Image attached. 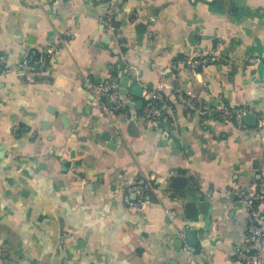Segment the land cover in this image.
Returning <instances> with one entry per match:
<instances>
[{
    "label": "crops",
    "instance_id": "0c3cea01",
    "mask_svg": "<svg viewBox=\"0 0 264 264\" xmlns=\"http://www.w3.org/2000/svg\"><path fill=\"white\" fill-rule=\"evenodd\" d=\"M107 1L0 0L9 65L54 48L43 72H0V264H242L235 193L264 179V0H116L114 34L97 21ZM218 44L220 63L181 66ZM86 79L126 81L119 94L143 105L105 113ZM153 89L173 111L158 123L141 115ZM181 95L213 115L188 114ZM222 106H249L256 124L219 122ZM76 178L80 193L67 188ZM132 182L153 188L138 209L123 202Z\"/></svg>",
    "mask_w": 264,
    "mask_h": 264
},
{
    "label": "built area",
    "instance_id": "2783aa9c",
    "mask_svg": "<svg viewBox=\"0 0 264 264\" xmlns=\"http://www.w3.org/2000/svg\"><path fill=\"white\" fill-rule=\"evenodd\" d=\"M116 8V0H108L105 3V10L97 17V21L103 31L107 34H114L116 27L113 22V13ZM72 38L73 33H67ZM220 44L216 46L212 54L199 55L195 57L183 58L180 61L182 67L191 73H198L209 65L218 64L222 58L218 52ZM54 54V48L48 47L35 57L23 58L15 65H9L7 57L0 54V72H21L23 74L43 72L47 70L50 57ZM248 64L255 65L261 62L259 57L253 56L248 60ZM88 88L93 92L97 104L96 106L105 113L117 112L125 109L128 99L119 94L120 83L116 79L99 81L97 83L86 79ZM178 100L188 114H197L207 118L212 114V110L202 108L196 98L190 95H181ZM252 112L249 106H222L214 112L219 122L234 123L243 126V117ZM172 108L165 102L160 94V89L148 91L141 115L144 121L158 123L166 120L172 115ZM18 130L14 128V131ZM85 187V180L76 178L67 181V188L72 193H80ZM153 190L150 183H125L123 202L129 209H138L149 203V193ZM235 201L241 204L246 211V231L244 238L248 241L247 249H240L236 253L237 259L242 264H264V179L260 178L253 190H239L235 193ZM171 218L176 217L173 211H166ZM186 229L181 228L179 236L185 240ZM68 234L62 235V242L59 248H63V241ZM184 251L192 254L194 249L185 245Z\"/></svg>",
    "mask_w": 264,
    "mask_h": 264
},
{
    "label": "water",
    "instance_id": "95a60500",
    "mask_svg": "<svg viewBox=\"0 0 264 264\" xmlns=\"http://www.w3.org/2000/svg\"><path fill=\"white\" fill-rule=\"evenodd\" d=\"M59 83L61 85H63L62 81H59ZM120 90H121L120 94L123 95V96H126V91H127V82L126 81H124L121 84V89ZM132 90H133L132 94L134 96H137V97L141 96L142 87H140L139 85H135L132 88ZM138 105L140 107H142V105H143L142 101H138L136 103L127 102V106L128 107H132L133 108V107H138ZM243 122L254 126L256 124V116L253 113H247L243 117ZM187 185H188V181H187V179L185 177L177 176V177H174L172 179V181H171V186L174 189L179 190V191H184L187 188ZM204 204L207 205L206 203H201V205L199 206L198 210H200V212H203L202 206ZM185 210L187 212V214H186L187 219H193L194 216H196V214H197V211L195 210V205L192 204V203L186 204L185 205ZM189 212H191V213L188 214ZM187 235L188 236H190V235L194 236V232L190 230V231H188Z\"/></svg>",
    "mask_w": 264,
    "mask_h": 264
}]
</instances>
